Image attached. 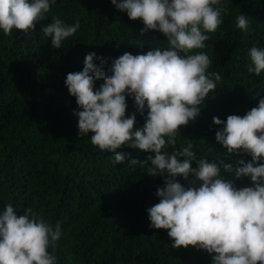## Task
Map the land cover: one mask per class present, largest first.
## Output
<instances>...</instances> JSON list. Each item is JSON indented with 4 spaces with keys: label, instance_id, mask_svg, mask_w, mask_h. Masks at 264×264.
<instances>
[{
    "label": "trees",
    "instance_id": "16d2710c",
    "mask_svg": "<svg viewBox=\"0 0 264 264\" xmlns=\"http://www.w3.org/2000/svg\"><path fill=\"white\" fill-rule=\"evenodd\" d=\"M221 4L228 6L229 15L222 14L223 23L196 51L208 54V72L219 73L222 81L201 104L199 116L181 127L175 150L191 142L197 158L235 166L251 156H225L216 140L222 126L213 117L243 116L264 98V72L256 76L247 70L249 49L264 50V0ZM240 14L248 17L247 33L235 27ZM53 17L80 24L60 49L41 31ZM143 27L142 20H131L111 0H55L35 31L15 29L6 36L0 30V211L10 203L18 214L31 207L53 227L60 222L57 264H212L207 251L173 248L168 230L150 227L148 209L160 202L156 191L164 186L163 177L146 175L128 161L115 164L112 153L93 148V133L78 134V105L65 85L67 74L82 71L89 53L103 57V65L98 58L94 63L107 71L112 59L125 52L146 54L168 46L162 32L142 34ZM102 83L96 81V88ZM127 105V115L135 112L136 127H142L145 118L130 96ZM118 151L129 161L150 155L131 148ZM192 167H197L195 161ZM221 168L237 188L251 186L250 178L237 180L234 172ZM177 179L187 187L191 177Z\"/></svg>",
    "mask_w": 264,
    "mask_h": 264
},
{
    "label": "clouds",
    "instance_id": "9594fccd",
    "mask_svg": "<svg viewBox=\"0 0 264 264\" xmlns=\"http://www.w3.org/2000/svg\"><path fill=\"white\" fill-rule=\"evenodd\" d=\"M55 0H0V30L8 36L13 30L35 31L46 19ZM133 20H142V34L159 31L167 38L166 48H152L146 54L125 52L112 59L107 71L97 67L89 53L82 71L68 73L65 85L75 97L79 136L90 138L93 148L114 155V163L128 161L139 165L146 175L163 177L164 186L156 195L160 202L148 209L150 227L168 230L173 248L189 246L207 251L212 264H264V98L243 116L229 115L226 121L213 117L216 140L225 156L248 155L251 161L209 162L197 158L193 144L175 150L181 127L200 114L201 104L214 92L222 76L208 72L206 47L209 34L229 15L221 0H111ZM235 27L247 33L248 17H236ZM80 28L77 21L65 24L60 18L43 27L53 48ZM247 70L264 72V50L253 46L248 53ZM110 73V74H109ZM102 80L99 89L96 81ZM145 123L136 127V113L127 115V97ZM147 114L145 116V111ZM173 147L172 152L167 148ZM131 148L150 153L144 161L128 160L118 151ZM154 154V155H152ZM183 158V159H181ZM197 167L193 168V162ZM234 172L237 180L250 178L251 186L237 188L222 174ZM178 177L191 180L186 187ZM62 237L61 223L53 227L31 207L18 214L12 204L0 211V264H57L55 250Z\"/></svg>",
    "mask_w": 264,
    "mask_h": 264
}]
</instances>
